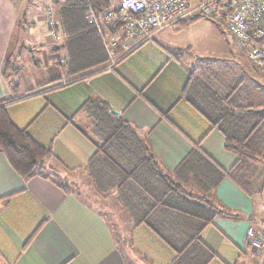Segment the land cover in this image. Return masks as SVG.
Returning <instances> with one entry per match:
<instances>
[{
  "label": "crops",
  "instance_id": "1",
  "mask_svg": "<svg viewBox=\"0 0 264 264\" xmlns=\"http://www.w3.org/2000/svg\"><path fill=\"white\" fill-rule=\"evenodd\" d=\"M19 10L14 0H0V100L5 101L9 119L47 147L50 156L40 174L23 178L0 151V264H131L99 211L61 181L73 180L76 174L84 178L83 169L94 151L77 127L83 102L88 98L105 101L117 116L147 135L155 157L168 170L197 142L225 171L236 158L224 148L223 135L179 98L189 72L181 54L185 47L162 35L156 37L169 27L135 47L118 44L111 51V38L121 43L124 38L100 25L96 30L106 57L97 66L70 76L63 66L67 53L61 48L60 34L61 40L46 36L40 41L44 62L32 59L29 45L30 60L17 61L23 52L12 40L15 29L23 24ZM57 54L64 61L60 66L54 61ZM7 57L18 71L5 79ZM252 101L263 100L255 96ZM215 197L228 213L215 216L202 232L205 245L215 254L208 264H260L244 235L249 225L262 227L264 190L251 197L224 177ZM119 227L129 229L131 248L150 264H166L173 257V251L144 224L131 228L127 219ZM136 244L142 250H136ZM148 245L157 258L147 254Z\"/></svg>",
  "mask_w": 264,
  "mask_h": 264
},
{
  "label": "trees",
  "instance_id": "2",
  "mask_svg": "<svg viewBox=\"0 0 264 264\" xmlns=\"http://www.w3.org/2000/svg\"><path fill=\"white\" fill-rule=\"evenodd\" d=\"M52 2L57 30L63 38L61 48L67 53L63 65L67 73L78 76L103 62L106 54L88 14L100 17L112 7L111 1ZM199 17L179 21L176 30L186 28ZM17 71L7 57L4 78ZM249 84L230 66L195 63L180 93L179 98L223 135L224 148L236 158L226 171L199 142L173 170H168L155 157L147 135L114 115L105 101L88 98L83 102L77 111L81 117L77 127L94 146L83 169L84 180L89 196L99 204V213L113 230L115 224L106 208H117L119 218L128 219L131 228L141 224L148 227L173 251L169 264L209 263L215 254L205 245L202 232L215 216L228 213L215 197L219 182L228 177L251 197L264 190V102L252 101L247 91ZM257 86L251 88L253 92ZM0 151L23 178L40 174L50 156L47 147L9 119L4 100H0ZM105 200L108 204H104ZM137 257L143 264H150L140 255Z\"/></svg>",
  "mask_w": 264,
  "mask_h": 264
},
{
  "label": "built area",
  "instance_id": "3",
  "mask_svg": "<svg viewBox=\"0 0 264 264\" xmlns=\"http://www.w3.org/2000/svg\"><path fill=\"white\" fill-rule=\"evenodd\" d=\"M50 36L57 40L59 31L53 16V8L46 7ZM203 16L221 24L234 43L255 69L264 71V0H118L116 8H110L100 17L88 14L97 29L100 25L117 29L123 41L113 36L109 50L122 45L135 47L154 34L172 26L186 17ZM261 229L249 225L244 241L248 248L264 264V215Z\"/></svg>",
  "mask_w": 264,
  "mask_h": 264
},
{
  "label": "rangeland",
  "instance_id": "4",
  "mask_svg": "<svg viewBox=\"0 0 264 264\" xmlns=\"http://www.w3.org/2000/svg\"><path fill=\"white\" fill-rule=\"evenodd\" d=\"M48 1L49 0H25L24 2L23 0H14L15 5L19 6L20 8L18 19L23 23L22 26L20 28L17 27L13 33L12 44L16 46L15 48L19 46L17 50L21 49V52H23L19 57L21 59L17 58V61L26 62V60L29 59V55L27 54L28 49H26V47L29 45L33 52L32 59H39L40 63L44 62V48H42L39 43H41L40 41H42V39H44L46 36H50L47 24L48 15L46 13ZM110 1L112 3V8H116L118 5V0ZM48 6H51L54 9L53 2H51ZM193 18L196 17H186L182 21ZM24 25L26 27H24ZM169 28L170 29L159 32L156 37L162 35V38L171 40L170 42L175 41L183 44L185 48L181 49V54L184 63L189 68L195 63H210L220 67L230 66L237 73H240L241 76L244 75V77L248 79L250 86L247 85V91L250 92L249 95L251 99L257 96L264 101V77L262 76V72L253 67V65L244 55L243 50L234 43L228 32L221 24L210 18L201 16L184 29L176 30L178 27L175 26V24L172 25V27L169 26ZM165 39H162V42H164ZM58 57H60V55H55L54 61L60 66V64H62L64 61L63 58H61L62 56L60 58ZM254 85H259V87L257 86L253 92L251 88H253ZM61 181L72 190L76 192L78 191L80 196L84 199L87 198L88 200H86L91 202V207L96 208L97 210L99 209V204L95 203L92 197L89 196V187L86 185V181L81 177V175L76 174L73 177V180L69 178L61 179ZM69 183H72V185L70 186ZM100 202L103 204L102 200ZM108 202V200H105L104 204H108ZM116 209L117 208L114 210H109L106 208L107 213L109 212L108 214L110 215V219L113 222L112 224H115L113 236L117 241L118 247L131 264H142V262L138 260L137 254L134 253L135 250L131 248L132 240L126 233L129 232V229H123L119 227L122 225V219L119 218V212H117ZM123 239H125V242H123ZM135 246L136 250H142L140 245L136 244ZM148 246L149 249L146 251L147 254L157 258L154 249L150 245ZM152 246L155 245L152 244ZM142 254L144 255V253ZM144 256L148 255L145 254ZM171 259L169 258L166 264H169Z\"/></svg>",
  "mask_w": 264,
  "mask_h": 264
},
{
  "label": "water",
  "instance_id": "5",
  "mask_svg": "<svg viewBox=\"0 0 264 264\" xmlns=\"http://www.w3.org/2000/svg\"><path fill=\"white\" fill-rule=\"evenodd\" d=\"M112 113H113L114 115H117V112H116V111H114V110H112Z\"/></svg>",
  "mask_w": 264,
  "mask_h": 264
}]
</instances>
